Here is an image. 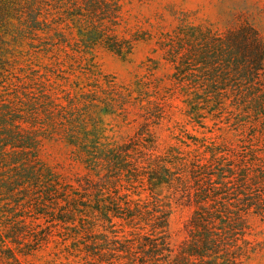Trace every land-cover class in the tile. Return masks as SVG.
Listing matches in <instances>:
<instances>
[{"label":"trees","instance_id":"obj_1","mask_svg":"<svg viewBox=\"0 0 264 264\" xmlns=\"http://www.w3.org/2000/svg\"><path fill=\"white\" fill-rule=\"evenodd\" d=\"M124 1L0 0V264H249L264 224L263 37L185 14L157 41L168 86L101 82L89 67L82 79L77 57L132 53ZM173 99L206 131L176 121L166 130L183 146L161 149ZM106 116L133 134L108 135ZM49 143L63 145L67 172L44 159ZM180 207L193 213L173 242Z\"/></svg>","mask_w":264,"mask_h":264},{"label":"rangeland","instance_id":"obj_2","mask_svg":"<svg viewBox=\"0 0 264 264\" xmlns=\"http://www.w3.org/2000/svg\"><path fill=\"white\" fill-rule=\"evenodd\" d=\"M185 14L190 15V21L194 24H207L219 32H225L229 28L242 24H250L260 32L264 40V0H125L123 19L118 33L121 38L133 40L132 53L126 57H120L103 48L96 49L88 55L86 61L80 57L76 58L78 75L84 79L83 72H86V68L89 67L95 71L96 78L101 82L108 79L114 80L120 86H125L132 85L147 76L162 88L168 86L174 70L157 51V41L162 34L171 32ZM45 42L47 38H44L41 43L38 41L37 45L42 48ZM42 58L39 57L36 64L47 63L48 60ZM151 65L155 69L148 72L147 68ZM171 102L170 110L173 113L174 122L164 126L160 132L161 139H158V142L161 149L170 145L183 146L171 132L166 130L176 121L184 125L193 135L202 137V132L206 131L199 126L188 124L181 111L183 103L179 99H173ZM105 121L110 136L126 138L133 134L132 129L120 127L110 116H106ZM206 124L209 128L213 126L212 121H206ZM207 136L210 137L211 134ZM43 157L61 172H67L69 169V162L62 144H47ZM78 171L80 169H74V172ZM192 213L191 208L175 209L170 218V237L173 242L184 239L185 225ZM250 239L260 245V250L249 264H264V224L259 219L254 222L253 236ZM46 260L49 258H22L24 264H46Z\"/></svg>","mask_w":264,"mask_h":264}]
</instances>
